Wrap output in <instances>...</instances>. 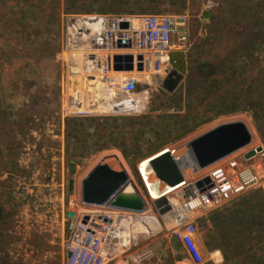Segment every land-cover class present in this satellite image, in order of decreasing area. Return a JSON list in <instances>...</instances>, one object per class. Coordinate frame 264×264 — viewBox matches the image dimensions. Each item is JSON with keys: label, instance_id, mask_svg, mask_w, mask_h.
Wrapping results in <instances>:
<instances>
[{"label": "rangeland", "instance_id": "1", "mask_svg": "<svg viewBox=\"0 0 264 264\" xmlns=\"http://www.w3.org/2000/svg\"><path fill=\"white\" fill-rule=\"evenodd\" d=\"M25 1L0 0V32L9 31L16 39L20 35L29 37L12 45L17 49L42 50L59 45L61 50L54 59L44 63L30 59L14 62V67L20 69L19 76L27 79L33 87L27 96L7 94L9 102L16 108L32 103L38 114L33 116L34 125L25 134L26 142L19 150L18 158L3 157V154H14L15 150L7 149L5 145L1 149L0 208L3 210V218L0 221V264H89L96 258L101 264H197L190 259L178 237V233L184 232L189 224H193L196 229L194 241L202 257L200 264H224L217 256L224 252L232 258L238 253V243L233 239L236 232L240 231L239 236H247L249 233L243 230L245 227L242 224L251 225L253 230H264V177L261 186L233 197L219 210L202 209L197 204H193L190 209L182 189L186 186L157 193L149 187L143 166L145 160L155 154L129 162L119 150L112 149L85 159H69L66 149L68 118L186 115L189 105L185 97L187 81L198 77L202 71L205 60L203 42L211 16L220 15L224 18L236 15L235 5L241 4V0H98L99 6H103L107 12L77 14L66 13L65 0H57L62 5L60 36H56L58 29L54 23L51 25L49 22L50 18L55 17L54 11L48 9L44 14L22 12L20 9H26L23 4ZM136 3L149 5L151 11H131L129 6ZM149 15L168 16L176 25L169 59L167 61L165 54L161 58L159 75L153 72V68L150 71L135 69L132 72L110 69L100 77L94 74L87 62V55L99 51L94 39L100 27H91L90 17ZM24 16L30 23L15 33L19 28L15 25L12 28L8 21L23 19ZM33 18L45 23L41 28L35 27L31 21ZM39 32L45 38H37ZM181 36H184V41H180ZM27 41L31 45H27ZM219 49L220 46L216 48ZM170 70L183 75L174 97L175 92L169 93L161 87L162 81L157 83V79H164ZM128 78L135 79V90L130 95L138 96L141 102V110L135 115L117 114L121 108H125V104L118 101L127 97L120 91V84ZM237 121L247 126L252 136L251 144L205 169L181 167L184 180L190 182L198 179L203 170L215 169L259 147L263 150L255 160L263 161L264 119L255 122L249 114L242 113L222 115L195 129H181V125H177L172 131L163 134L162 139L154 135H148L146 139L161 143L163 147L159 152L172 150L219 125ZM166 122L162 120L163 124ZM120 123L113 122L112 126H120ZM140 143L144 148L147 146V140ZM110 154L117 155L146 201L143 213L121 215L119 211L107 206H91L82 202L83 180L104 156ZM138 170L150 189L148 194L151 199ZM127 189L132 188L129 186ZM161 195H166L174 205L173 211L165 215H160L153 205L154 199ZM225 209L228 211L218 214ZM70 213L74 214V218L69 216ZM106 215L115 222L114 234L109 243L106 235L99 232L98 248L92 256L78 246L86 237L83 220L91 216L97 224H102L99 217ZM210 219L214 228L210 227ZM124 221L129 223L128 226ZM91 226L96 228L93 224ZM231 232L233 241L230 236L227 237ZM215 251L219 253L213 255ZM147 253L149 257L140 261L141 256ZM183 260L184 263H180Z\"/></svg>", "mask_w": 264, "mask_h": 264}, {"label": "trees", "instance_id": "2", "mask_svg": "<svg viewBox=\"0 0 264 264\" xmlns=\"http://www.w3.org/2000/svg\"><path fill=\"white\" fill-rule=\"evenodd\" d=\"M52 1L26 0L23 2L26 9L20 11L44 14L51 9L55 17L50 18L49 22L51 25L54 23V27L58 29L56 36H60L62 5L57 0ZM97 1L65 0V12L76 14L107 12ZM240 2L241 4L235 5L234 16L224 18L220 15L211 16L207 36L203 42L205 60L202 71L198 77L187 81L185 97L189 105L186 115L68 118L67 157L85 159L103 151L117 149L125 160L130 162L159 152L163 145L146 137L154 135L157 139H162L163 134L172 131L177 125H181L179 128L185 127L186 130L195 129L213 118L236 113L249 114L255 122L264 119V0ZM129 8L131 11H151L149 5L141 6L137 3L130 5ZM31 21L39 28L45 23L37 18ZM8 22L12 24V28L15 26L19 28L15 33H19L21 27L30 23L26 16ZM36 37L45 38L40 32ZM18 38L16 39L9 31L0 32V157L3 145L7 149L15 150L14 154H3L6 158H18L19 150L26 142L25 134L34 125L33 116L38 114L32 103L16 108L9 102L7 94L27 96L33 87L27 79L19 76L20 69L14 67V62L30 59L44 63L54 59L61 50L59 45L42 50L17 49L12 45L29 37L20 35ZM26 44L31 45V42L27 41ZM218 46L220 49L216 50ZM164 119L167 122L163 124ZM118 121H121L120 126H112L113 122ZM142 140H147L145 148L140 143ZM2 218L3 210L0 208V221ZM241 226L249 233L247 236H239L240 231L236 232L233 239L238 243V253L229 258L223 252L224 264H264L263 228L253 230L250 225ZM229 236L233 241L232 232L227 235L228 238ZM217 258L220 261L222 257L218 255Z\"/></svg>", "mask_w": 264, "mask_h": 264}, {"label": "built area", "instance_id": "3", "mask_svg": "<svg viewBox=\"0 0 264 264\" xmlns=\"http://www.w3.org/2000/svg\"><path fill=\"white\" fill-rule=\"evenodd\" d=\"M127 23V28H121V24ZM97 27H100L97 35L94 39V44L99 48L97 53L102 54H88L87 62H89V67L94 71V74L104 75L109 72L110 69L113 70L114 57L118 54H131L134 57V66L138 63L137 57L139 55L143 56V66L144 70H151L153 66V72L159 75L163 55L165 54L167 61L169 59V49L172 46V38L176 32V25L172 19L168 16H137V17H124V16H114V17H101ZM184 36H181L180 41H184ZM130 42L131 48H118L119 42ZM121 50H129L132 53H118ZM88 65V64H87ZM137 70V69H136ZM99 71V72H97ZM124 72V71H116ZM172 72V70H170ZM168 73L165 76H173L172 73ZM154 74V77L156 76ZM163 78L161 80L157 79V83H164ZM135 90V79L128 78L120 84V91L124 93L127 97L118 102H123L125 108H121L117 114L135 115L141 110V102L138 96H132ZM256 154L250 159H245V155L239 158L231 159L230 161L218 166L215 169L207 170L205 176H199L198 179L194 181L184 180L182 188L185 192V200L192 209L193 204H197L199 208H212L213 210H219L226 206L229 201L236 196H240L245 191L261 186V180L264 176V160L259 161ZM209 179V183H205V180ZM187 182V183H186ZM198 183H203V188L199 189L197 187ZM147 194L148 189L144 185ZM187 188L193 189V194L186 191ZM151 199V196L148 194ZM173 208V207H172ZM119 211V210H117ZM173 211V209H172ZM122 213H130L125 211H119ZM133 214V213H131ZM135 214V213H134ZM89 217V216H88ZM102 224H97L89 217V221L93 222L96 228L101 229L102 225L108 223L107 226L111 225L113 227L114 220L110 216L99 217ZM107 220V221H104ZM111 221V222H110ZM87 222V224H88ZM82 227L84 228L85 225ZM92 225V224H91ZM81 228V227H80ZM96 228L88 229L84 228L85 232H91L92 235H97V233L102 231H95ZM110 228V227H109ZM82 229V228H81ZM113 231V229H112ZM103 233L106 235L107 242H111L112 234ZM196 235V229L193 224L187 225L186 229L182 233H178V237L182 241L186 248L187 254L190 259L200 264L202 262V257L199 253L197 245L194 241ZM84 243H79V247L83 250ZM98 246L94 248V251H88L92 256L95 255ZM149 257L148 253L143 254L140 261H143ZM104 260V259H103ZM102 260V261H103ZM89 264H101V262L96 258L92 263Z\"/></svg>", "mask_w": 264, "mask_h": 264}, {"label": "water", "instance_id": "4", "mask_svg": "<svg viewBox=\"0 0 264 264\" xmlns=\"http://www.w3.org/2000/svg\"><path fill=\"white\" fill-rule=\"evenodd\" d=\"M128 24H121V28H127ZM118 48H131L130 42H119ZM137 71H143V56L137 57ZM114 71L132 72L135 70L134 57L131 54H118L114 57ZM162 88L169 93L176 91L183 80V75L172 70ZM171 79V84L168 83ZM252 136L247 126L241 122L225 123L215 127L205 134L184 143L172 150L161 151L148 158L149 179H157L159 186L176 188L184 182L181 167L193 170L205 169L218 161L249 146ZM262 148H256L245 154V159H250L262 152ZM210 180H205L209 183ZM131 186V190L127 188ZM199 189L203 183H198ZM155 187H151L153 190ZM156 189V188H155ZM72 191V186H71ZM82 202L91 206H107L113 210L140 214L146 210V201L136 188L128 173L115 154L104 156L99 164L86 176L82 182ZM160 215L172 211V206L167 197L162 196L153 202ZM69 216L74 218V214ZM89 217H85L86 224ZM107 221V220H104ZM111 222V221H110ZM71 256V254H70Z\"/></svg>", "mask_w": 264, "mask_h": 264}, {"label": "bare ground", "instance_id": "5", "mask_svg": "<svg viewBox=\"0 0 264 264\" xmlns=\"http://www.w3.org/2000/svg\"><path fill=\"white\" fill-rule=\"evenodd\" d=\"M100 18L101 17H99V16H91L90 17V22L91 23H89L90 25H92L91 27H97L98 26V24H99V21H100ZM131 52L132 53V51H129V50H121V51H118V53L119 52ZM97 54V53H96ZM99 54V53H98ZM101 54V53H100ZM151 68H153V66H151ZM160 71H161V68H160ZM170 72V71H169ZM168 72V73H169ZM171 73V72H170ZM166 75H168V74H166ZM166 79H167V77H166ZM165 80V79H164ZM170 81H172L171 79H168V83L169 84H171V82ZM250 132V131H249ZM251 134V133H250ZM148 159H146L145 160V162H144V166H143V172H144V174H145V177H146V180H147V182H148V184H149V187L151 188V187H155L154 189H153V191L155 192V193H157V191H161V190H170V189H172V188H169V187H167V186H159V181L157 180V179H154V180H150L149 179V167H148ZM123 166V165H122ZM138 174H139V176H140V179L142 180V182H143V184L146 186V188L148 189V191L150 190L149 188H148V185H146V182H145V179H144V177H143V174H140V172H139V170H138ZM207 174V170H203L202 171V174H201V177L202 176H205ZM179 187L180 188H182L183 187V184H180L179 185ZM185 189V188H184ZM186 191L188 192V193H192L193 194V189L192 188H187L186 189ZM162 196H165V197H167L166 195H161L160 197H162ZM159 198V197H158ZM157 198V199H158ZM157 199H154V200H157ZM169 202H170V204L172 203V201H170V199L168 200ZM148 205V204H147ZM171 206L173 207L174 205H173V203L171 204ZM148 210V209H147ZM90 218H91V216H90ZM128 221V220H127ZM127 221H124V222H126L125 224L127 225V224H129V223H127ZM115 223V222H114ZM91 224H93V222H91V221H89L88 222V224L87 225H85L84 226V228H88V229H92V226H91ZM107 224L108 223H105L104 222V224L102 225V228L101 229H97L96 228V230H97V232H99V231H104L105 233H109V234H112V229H113V227H111V225L109 226H107ZM123 224V223H122ZM123 226H125L124 224H123ZM128 226V225H127ZM110 227V228H109ZM85 235H86V237H85V239H84V241H85V243H84V248H86L88 251H94V248L97 246V244H98V242H99V238H97V236H98V233H97V235H92L91 234V232H85Z\"/></svg>", "mask_w": 264, "mask_h": 264}, {"label": "crops", "instance_id": "6", "mask_svg": "<svg viewBox=\"0 0 264 264\" xmlns=\"http://www.w3.org/2000/svg\"><path fill=\"white\" fill-rule=\"evenodd\" d=\"M195 76H196V75H195ZM263 189H264V187H263ZM249 209H251V207H250ZM225 210H226V209H225ZM225 210H224V211L222 210V211H221V212H219L218 214H222V213H224V212H227V211H228V210H226V211H225ZM251 211H252V209H251ZM218 214H217V215H218ZM212 217H213V215H212ZM212 217H211V218H212ZM212 220H213V218H212ZM212 220L210 219V221H211V222H210V223H211V226H210V227H211V228H214V225H213V221H212ZM256 221H257V219H256ZM254 224H255V223H254ZM249 227H252V226L250 225ZM216 236H217V234H216ZM217 237H218V236H217ZM216 253L218 254V253H219V251H218V252H217V251H215V253H213V255H216ZM220 256L222 257L220 261H222V260H223V261H225V260H224V256H223V255H220ZM180 263H184V260H183V261H181Z\"/></svg>", "mask_w": 264, "mask_h": 264}]
</instances>
